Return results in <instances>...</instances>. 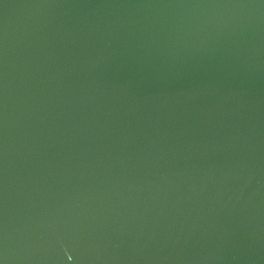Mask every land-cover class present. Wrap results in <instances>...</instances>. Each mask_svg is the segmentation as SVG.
Wrapping results in <instances>:
<instances>
[{
  "label": "water",
  "instance_id": "95a60500",
  "mask_svg": "<svg viewBox=\"0 0 264 264\" xmlns=\"http://www.w3.org/2000/svg\"><path fill=\"white\" fill-rule=\"evenodd\" d=\"M0 264H264V0H0Z\"/></svg>",
  "mask_w": 264,
  "mask_h": 264
}]
</instances>
